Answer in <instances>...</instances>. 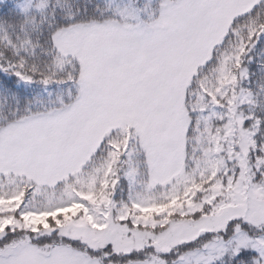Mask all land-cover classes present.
Here are the masks:
<instances>
[{"label":"snow or ice","instance_id":"1","mask_svg":"<svg viewBox=\"0 0 264 264\" xmlns=\"http://www.w3.org/2000/svg\"><path fill=\"white\" fill-rule=\"evenodd\" d=\"M0 264H264V0H0Z\"/></svg>","mask_w":264,"mask_h":264}]
</instances>
